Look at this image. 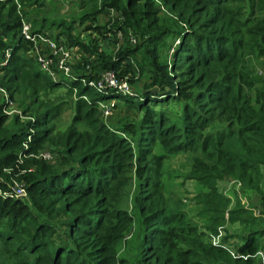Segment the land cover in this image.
Here are the masks:
<instances>
[{"label":"trees","instance_id":"1","mask_svg":"<svg viewBox=\"0 0 264 264\" xmlns=\"http://www.w3.org/2000/svg\"><path fill=\"white\" fill-rule=\"evenodd\" d=\"M81 2L87 9L79 21L113 10L118 19L111 28L139 41L111 57L85 49L66 30L70 43L94 60H77L76 77L60 82L27 53L30 44L19 37L15 4L0 1V62L8 51L0 63V86L18 101L22 115L32 117L6 124L0 113V189L11 177H22L27 194L0 198V264H264L256 254L264 247V77L252 75L245 64L249 49L264 67V0ZM165 40L172 45L168 57L160 54ZM132 63L138 78H145L140 93L97 92L80 83L110 70L119 79L130 74L131 86ZM64 83L70 98L75 94L73 113L57 131L52 121L63 103L43 101L39 93ZM106 98L134 108L139 117L105 125L96 105ZM46 146L53 163L31 156ZM187 152L192 155L185 174L168 172L163 161ZM172 177L180 186H198L196 214L204 222L169 207ZM226 179L238 182L241 189L232 184L236 191L257 194L253 206L246 203L260 216L237 200L231 204L226 193L235 190L220 188ZM135 211L138 227L125 257H119L117 245L134 226ZM230 224L240 231L234 246L224 245L237 233L228 232ZM214 235L219 244L211 243ZM230 247L237 257L230 256Z\"/></svg>","mask_w":264,"mask_h":264},{"label":"rangeland","instance_id":"2","mask_svg":"<svg viewBox=\"0 0 264 264\" xmlns=\"http://www.w3.org/2000/svg\"><path fill=\"white\" fill-rule=\"evenodd\" d=\"M4 1V0H0ZM10 1V0H8ZM33 5H30V1L23 0L20 2L19 0H12V2L15 4V10H21L22 13L27 17L30 21L33 22L34 28H40L41 30L51 34L57 41L61 42L65 48H71L73 49L74 53V62L76 63L77 60H80L81 58H86L90 61L94 60L93 56H89L86 54L85 50L82 48L80 44L70 43L69 37L65 33L66 30L69 31V35L71 37L77 36V41L82 43L83 47L86 49L88 46L89 48H93L96 51L103 52L107 55H111V57L115 56V53L125 44H129L130 46L134 47L137 45L139 38H133V40L130 39L131 35H124L118 31H115L111 28V26L114 24V20L118 19L117 13H115L113 10H109L106 12H102L99 14H96L93 17H89L88 19L79 21V15L82 10L87 9V4H83L82 0H36ZM97 1V6L99 5V0ZM39 3V4H37ZM157 4L160 6V2H157ZM164 11V10H162ZM40 25H42L40 27ZM64 25H67V28H64ZM94 28H90V27ZM111 28V29H110ZM133 36V35H132ZM134 41V42H132ZM166 44L161 49L162 55H166L168 57L170 53L172 52V45L170 47L169 44L171 41L165 40ZM173 43H176L173 42ZM89 51V50H88ZM28 53V52H27ZM250 52V50H246L245 56H250L245 61V64L249 67L251 70V74L260 77L263 79L264 77V67L262 63L253 56V53ZM30 55V53H28ZM136 61H139L138 54L135 56ZM73 62V68L78 73L79 69L75 67V64ZM133 62V60H131ZM133 69H134V78L136 80L131 84L130 89L132 92L140 93L143 87V83L145 81L144 77L138 78V72H137V66L136 63H132ZM255 73V74H254ZM76 75V73H75ZM130 76V74H126V77ZM125 77V76H124ZM125 77V78H126ZM57 81H60V76L57 74H53V78ZM67 85V84H66ZM62 84L60 87H58L55 90H49V93L43 94L42 91L39 93V99H42L43 101H55L56 102H62L63 105H61V110L59 112V115L52 121L53 124H55V130H62L65 128L67 124L70 123V119L73 113V110L70 109V103L72 102V98H75V94L72 92L71 97L67 93V90L65 89L67 86ZM86 98L88 96L86 95ZM9 102L6 103L7 100H4L3 96L0 94V113L4 115L6 118V124L11 122V119L14 117H17L19 121H28L32 120V117L29 115H22L21 108L18 105V101L15 98H8ZM105 105L110 110V114L106 117H103L99 108V104L96 105L97 113L96 117L99 119L100 122L104 123L108 126V124H115L118 119H122L123 121L131 122L134 121L139 117V113L135 111L134 108L127 107L121 102L106 98L103 100ZM6 112L5 114L3 112ZM49 147L46 146L43 149L50 153L51 160L48 161V163H53L55 161L54 153L51 149H48ZM191 153H181L174 157L167 158L165 161H163V165L165 168H167L168 172H174V170H177L180 173H184L185 170H187V166L191 162ZM33 169V166L30 165V170ZM21 175H24L22 173ZM177 175V174H176ZM18 181L23 185L24 187V180L21 178L18 179ZM174 181V183L170 186H167V193H168V204L170 208H175L177 210L183 211L186 214L187 219L196 216L197 211L200 210L201 205L197 202L201 196L198 197L195 195L196 192H198V186L194 185L191 182H183V185H178V177H172L169 182ZM237 183L236 180L233 179H226L224 182L220 185L221 190L227 189L226 191L234 189V186L232 183ZM237 187L240 188L239 184H237ZM180 189V192L177 190ZM222 190V191H223ZM182 191V192H181ZM262 191L264 192V181L262 183ZM225 192V191H224ZM226 193V192H225ZM228 196L230 197L231 204L237 200L240 205L249 208L251 213L253 214L251 208H253V204L257 201V194L254 193H247V192H240V191H228ZM27 195V194H26ZM26 197V196H25ZM23 197V199L25 198ZM246 201H250L251 205H248ZM128 211H131L130 206L128 207ZM136 211L134 213L135 220L133 222V227L130 228L127 232L124 233L120 243L117 245V255L119 257H125L129 244L133 240V236L135 233V229H137V219H136ZM226 215V212L224 213ZM198 216V215H197ZM227 216V215H226ZM200 220L204 222V218L201 216H198ZM258 217V216H256ZM226 218V217H225ZM256 227H259L258 224H256ZM239 228L236 224H230L228 226V232L229 233H235L237 232ZM240 234V231L236 233V236H230L226 242H224L226 246H234L239 242V239L237 238ZM217 235H214L213 237H210V241L212 244H219L218 240H215L214 238ZM264 244V239H263ZM225 247V246H224ZM230 250L233 251V253H236L235 249L230 247ZM264 251L263 249H259L258 251L262 253ZM262 255V254H261ZM242 255L240 258H245L246 256ZM261 261V259H259Z\"/></svg>","mask_w":264,"mask_h":264},{"label":"built area","instance_id":"3","mask_svg":"<svg viewBox=\"0 0 264 264\" xmlns=\"http://www.w3.org/2000/svg\"><path fill=\"white\" fill-rule=\"evenodd\" d=\"M15 3V0H13ZM156 1V0H155ZM16 14L19 17V37L25 40L30 44V49L28 53L32 56L34 62L36 63L38 69L45 72L48 77L53 78V74L59 75L61 78L69 79L72 77H76L73 73V62H74V51L71 48H65L63 44L57 41L51 34L43 31L37 30L33 27L31 21L22 15L21 10H16ZM133 40V37H130ZM134 42V41H132ZM8 57V51L4 52V59L0 63L3 64ZM81 84H86L88 87L95 89L97 92H102L104 89H114L117 90L121 94L132 95L127 79L117 78L114 73L110 70L101 71L99 75L92 80L85 81L84 78H80ZM0 94L3 96L4 100H7L6 103L9 102V96L6 90L0 86ZM82 98L86 99L85 96ZM99 108L103 117H106L110 114V110L105 105L106 103L100 102ZM5 109H3L4 112ZM7 114L6 112H4ZM30 136L26 137L25 142L21 144L23 148H26V144L29 141ZM36 159H42L44 161H50L51 155L49 152L45 150H38L36 153L31 154ZM26 171H30V167L26 169H21L19 172L22 174ZM233 184V182H230ZM235 184V189H237V183ZM26 196V190L23 185L18 181L16 177L10 178V183L5 184L4 189H0V198L5 199H23ZM253 212V216H260V211L257 208L251 209ZM227 215V214H226ZM224 215V217H226ZM217 240V237L214 238ZM231 257H237L236 253H233L230 248L227 249ZM256 254L261 259V263L263 261V255L259 251ZM244 257V256H243Z\"/></svg>","mask_w":264,"mask_h":264}]
</instances>
